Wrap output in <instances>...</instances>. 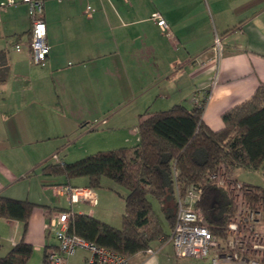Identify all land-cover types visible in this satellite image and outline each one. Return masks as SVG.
<instances>
[{"label":"crops","instance_id":"obj_1","mask_svg":"<svg viewBox=\"0 0 264 264\" xmlns=\"http://www.w3.org/2000/svg\"><path fill=\"white\" fill-rule=\"evenodd\" d=\"M88 5L94 8L91 15ZM155 11L170 24L171 37L152 19ZM43 17L50 53L45 65H37L29 49L28 4L14 0L0 8V52L8 63L6 70L0 68V194L47 206L37 207L30 217L25 240L34 246V253L26 264H42L46 251L57 247L46 224L59 208L122 225L124 209L118 215L106 206L113 202L112 196L100 206L99 189L89 188L95 204L80 202L86 206L75 211L64 187L88 188V178L44 174L42 167L51 157L30 161L27 169L14 168L9 153L24 145L43 147L66 126L68 118L62 113L66 108L78 105L91 110L74 120L87 131L106 124L109 129L122 126L128 133L123 142L133 146L139 141L138 125L145 112L176 104L192 108L196 97L207 95L202 120L219 130L225 126L224 113L249 100L264 84V0H44ZM216 33L223 44L220 54L214 48ZM20 42L23 48L18 51L15 45ZM92 106H106L102 121L94 117ZM109 106L116 112L111 113ZM129 106V111L119 113ZM20 110L25 111L26 125L15 127ZM92 119L97 122L86 125ZM37 169L40 182L31 176ZM22 232L21 222L0 219V255L21 240ZM167 241L160 237L151 243V250L129 258L133 264H171L163 252ZM87 255L79 250L70 262L85 264Z\"/></svg>","mask_w":264,"mask_h":264},{"label":"trees","instance_id":"obj_2","mask_svg":"<svg viewBox=\"0 0 264 264\" xmlns=\"http://www.w3.org/2000/svg\"><path fill=\"white\" fill-rule=\"evenodd\" d=\"M1 67L8 68L3 52ZM206 98L207 95L192 108L176 104L167 110L145 112L138 125L139 141L133 146L99 151L73 162L45 163L44 174L68 179L87 177L90 189L99 188L103 176L127 189L119 193L125 203L121 227L73 212L69 231L131 257L152 248L151 243L160 237L161 241L170 238L171 233L165 232L155 218L151 197L159 200L173 229L178 194L184 195L191 185L201 183L203 194L198 204L203 220L213 232L224 235L234 214V202L230 193L209 182L208 176L221 166L234 176L238 168L258 169L264 163V84L249 100L224 113L225 126L219 130L211 129L202 120ZM247 185L264 199L263 187ZM37 207L47 206L0 194V219L17 220L23 228L21 240L6 255H0V264H26L32 257L34 246L25 236ZM47 251L42 264H49Z\"/></svg>","mask_w":264,"mask_h":264},{"label":"built area","instance_id":"obj_3","mask_svg":"<svg viewBox=\"0 0 264 264\" xmlns=\"http://www.w3.org/2000/svg\"><path fill=\"white\" fill-rule=\"evenodd\" d=\"M28 4L32 26L29 33V49L32 60L37 65H45L50 53L47 41V24L44 20V0H22ZM14 0L2 2L6 9ZM91 15L94 8L87 6ZM152 19L164 33L171 37L170 24L163 15L155 11ZM23 44L17 43L20 51ZM214 48L218 54L223 49L221 36L216 33ZM205 98V97H204ZM198 97L195 101L199 102ZM209 182L224 187L234 202V214L228 221L224 235H219L204 222L203 212L198 202L202 198L203 185H191L184 195L177 196V215L170 240L177 258L206 259L210 264H264V231L260 225L264 221V199L260 192L239 181L223 166L208 176ZM72 202L95 204L96 198L89 188L66 186L63 190ZM255 196L252 198V196ZM71 210H56L46 228L52 230L57 239L56 248L47 251L49 264H72L70 259L78 250L88 252L85 264H133L129 257L108 247L98 245L69 231ZM151 250V249H148Z\"/></svg>","mask_w":264,"mask_h":264},{"label":"rangeland","instance_id":"obj_4","mask_svg":"<svg viewBox=\"0 0 264 264\" xmlns=\"http://www.w3.org/2000/svg\"><path fill=\"white\" fill-rule=\"evenodd\" d=\"M105 107L106 106H92L93 108L92 113L93 115H95L94 117L98 119L97 120L98 122L102 121V119L104 118V113L108 112L107 108ZM110 108L111 106H109V110ZM130 108H131L130 106L124 107L123 110H121V112L119 113L129 111ZM21 110L14 117L15 127H17V125H21L22 123H24L22 119L25 118V115H23L25 114V111L21 113ZM90 111L91 110L86 109L84 106L80 107L78 105L77 107L72 106L66 108V111L62 112L65 113L66 117L68 118L67 119L68 121H66V126L57 129L55 133H57L58 135L52 134L53 135L52 138L46 141L47 143H45L43 147H38L37 145L35 146L24 145L27 147L23 148V146H21L18 149H14L13 154L9 153L11 157L14 158V168H16L15 166H17L19 169L22 168L27 169L28 163L30 161L35 163L40 157L42 159H47L51 157L49 159V162H55L58 161L59 159L64 162H73L87 155L97 153L99 151L113 150L122 147L123 145L132 146L131 142L130 144H125L123 142V140L125 139L124 135L127 136L128 133H124L123 129L121 128L122 126L120 128H118V126H115V128L109 129L108 124H106L105 128H103L104 126H101V128L93 131H87V128H85V126L83 128L86 129V131H84L83 128L81 129L80 122H76L74 120H77L80 117H84L83 115L87 116ZM110 111L111 113H113L116 112V109ZM106 116H108V114ZM88 121L89 122L86 125L90 124L91 122H97L94 121V119ZM24 125L26 124L24 123ZM19 131L21 132V134L24 133L21 130ZM19 138L22 141L27 140V138H25L24 136H21ZM32 167L33 164L30 166V168ZM39 170L40 169H37L36 172L32 170L31 176L36 178L40 182V179L38 178ZM235 176L239 181H241L244 184H251V185L261 186L264 188V163L258 169L238 168L235 172ZM39 182H37L36 184H39ZM97 189H99L101 193L100 206L107 204L106 206L114 211H117L118 215L120 214V211L122 209H124L125 211L124 200L119 194V193L124 194L127 192V189L124 186H122L121 184H119L118 182L114 181L109 177L103 176L101 179V186ZM110 196L114 198L111 204L106 203V202H110L107 198ZM57 200L61 201V197H59ZM62 200L65 201V199ZM151 200L153 203V211L155 214V218L159 220L164 231L169 233L170 225L162 210L159 200L154 197H151ZM73 203H74L73 208L75 211H80L81 209L84 208V206H86L84 203H80L77 201ZM64 205L67 204L65 203ZM260 228L261 230L264 231V221L260 225ZM165 244L166 245L163 247L164 250L163 252L169 256L171 260V264H205L203 259L200 260L191 257L188 258L175 257L173 254V243L171 242L170 238Z\"/></svg>","mask_w":264,"mask_h":264}]
</instances>
